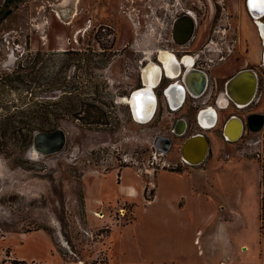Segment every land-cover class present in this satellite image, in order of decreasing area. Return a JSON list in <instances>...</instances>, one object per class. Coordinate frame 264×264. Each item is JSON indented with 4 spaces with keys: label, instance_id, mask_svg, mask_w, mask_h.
Here are the masks:
<instances>
[{
    "label": "rangeland",
    "instance_id": "1",
    "mask_svg": "<svg viewBox=\"0 0 264 264\" xmlns=\"http://www.w3.org/2000/svg\"><path fill=\"white\" fill-rule=\"evenodd\" d=\"M207 1L201 5L197 39L216 24L218 4ZM137 3L151 13L148 0L145 5L136 0H0V264H121L112 257L113 232L133 221L138 202L122 194L107 202L101 186L108 179L117 186L124 168L143 177L147 200L155 192L153 176L158 170L198 177L218 209L214 224L229 221L236 230L239 260L260 256L264 127L229 141L220 128L223 118L219 126L201 129L193 113L187 131L173 140L172 150L159 149L158 137L171 136L172 114L158 111L140 122L131 106L121 101L136 88L138 59L151 55L155 38L157 23L150 17L142 20L141 34L134 33L139 30ZM222 7L226 18L220 23L232 24L230 33L241 32L237 52L257 63L261 42L256 24L247 18L244 5ZM38 51L45 76L59 73L64 84L63 91L44 88L37 99L51 102L76 96L96 102L106 113L104 122L97 124L61 118L56 128L65 130L67 143L62 151L48 155L33 151L20 123L14 136L7 123L14 103L20 106L22 97L30 96L28 91L12 90L7 77L13 76L14 65ZM242 57L236 62L230 55L220 69L240 67L245 63ZM258 98L251 109L237 111L244 120L252 111L264 113V95ZM198 131L207 135L210 151L201 164L191 165L184 162L180 146L183 138ZM206 237L207 233L197 239L203 243Z\"/></svg>",
    "mask_w": 264,
    "mask_h": 264
},
{
    "label": "flooded vegetation",
    "instance_id": "2",
    "mask_svg": "<svg viewBox=\"0 0 264 264\" xmlns=\"http://www.w3.org/2000/svg\"><path fill=\"white\" fill-rule=\"evenodd\" d=\"M136 1H142L145 5V0ZM148 1L151 2L148 4L151 13L143 12L146 10L140 8V6H142L141 3H137L136 5L135 9L139 11L140 20L137 22L139 30L134 31V33L141 34L139 31L142 27H145V23H142V20L146 22V18L150 17L151 22L157 23L155 24V38L152 42L153 49L149 57L138 59L140 65H138L137 68L136 88L133 89L128 96L122 97L121 101L130 105L131 100L129 96L134 91L145 89L147 85H151L157 101L153 117L158 111L161 112L162 116L166 111L172 114V118H174L170 127L171 136L160 135L156 141V146L159 149L167 151L166 153L170 152L172 146L175 145L173 140L180 139V137L184 135L177 134V121L180 118H184L188 129V118L193 113L197 116V122L201 129L217 127L223 118L220 128L222 129L225 139H227L224 134L225 125L233 116H238L243 120V132L240 138L245 132L260 131L264 127V124L260 129H255V127L258 125L259 118H261L264 123V113L252 111L244 120L237 111L251 109L257 98L259 97L258 99H260V96L262 97L264 95V37L261 35L259 25L256 22V17L251 7V5L257 7L258 12L261 13L259 17L261 21L264 22V11H262L264 0H210L214 7L218 4L219 10L217 11L216 9L215 15L213 16L216 19V24L214 28H211L201 39H197L196 33L203 13L201 5L205 6L206 2H208L207 0ZM234 4L244 5L247 18L254 22L258 28L261 47L257 63L250 62L247 56L242 57L241 54L237 52L238 46L242 44L241 32L235 29L230 33L232 24H229V27H227L228 24L220 23L226 18L225 16L223 17V9L225 8L222 7V5ZM240 16L242 15L240 14ZM190 20L193 23V31L189 36V34L186 33V28ZM218 24L219 29H216ZM228 33H230L229 37ZM245 53H248V51ZM232 54H234V60L236 62L240 61L242 57L245 63L229 71L227 69H220V67L230 59V55ZM145 59H147L146 62H144ZM148 66L152 68L150 82L145 80V69ZM241 70H253L257 75V89L255 95L250 103L243 106H239L237 102L230 97L227 91L228 81ZM203 80L206 81V85L199 86V83L201 84ZM181 87L184 89L183 93L180 91ZM173 90L176 95L175 97L169 93ZM134 95H136V93H133L132 98ZM131 105L134 109L136 103L134 104L132 102ZM218 108H221L222 111H219ZM210 109H214L216 114L213 125H211L207 115ZM202 117L208 126H205V124L201 122ZM199 133L207 137L205 132L198 131L197 133L183 138L180 146L182 158L183 144L190 136ZM163 138L167 140L169 146L163 143L165 142L162 141ZM183 160L188 163L184 158Z\"/></svg>",
    "mask_w": 264,
    "mask_h": 264
},
{
    "label": "crops",
    "instance_id": "3",
    "mask_svg": "<svg viewBox=\"0 0 264 264\" xmlns=\"http://www.w3.org/2000/svg\"><path fill=\"white\" fill-rule=\"evenodd\" d=\"M153 177L156 185L150 200L144 195L143 177L128 168L121 171L117 186L109 179L102 181L101 192L107 202L121 194L138 202L133 221L113 232L111 252L115 261L121 264H264V239L258 258L239 260L237 240L233 236L236 230L229 221L214 224L218 209L205 193L202 180L165 169L158 170Z\"/></svg>",
    "mask_w": 264,
    "mask_h": 264
},
{
    "label": "trees",
    "instance_id": "4",
    "mask_svg": "<svg viewBox=\"0 0 264 264\" xmlns=\"http://www.w3.org/2000/svg\"><path fill=\"white\" fill-rule=\"evenodd\" d=\"M72 53H79V51H67ZM43 54L37 52L35 54L30 53L25 62L19 61L18 64L12 68V75L7 77L12 90L19 92H26V96L22 97L21 105L14 103L13 108L15 109L10 116V111L7 117V123L13 128L12 135L19 133L17 130L18 124L24 132V140L28 144L33 140V136L38 131H48L56 129V125L59 120L65 116H73L76 119L86 120L89 124L91 123H102L106 116L105 111L99 107L96 102L90 103L89 100H81L76 96H69L68 98L60 99L59 101L46 102L44 99H37V95L42 94L44 88L49 90H60L63 91L60 84L59 73L50 74L45 76L43 67L40 63H43ZM70 64H65L64 67L68 68ZM62 67V68H64ZM14 81L18 82L19 85H15ZM66 86V85H65ZM77 89V86H75ZM86 109L83 110V107ZM85 113H82L84 112ZM19 114V115H15ZM21 116V117H18ZM7 132V131H6ZM262 188V196L260 203V232L264 234V166L260 180ZM13 263H25L24 260L13 259Z\"/></svg>",
    "mask_w": 264,
    "mask_h": 264
},
{
    "label": "water",
    "instance_id": "5",
    "mask_svg": "<svg viewBox=\"0 0 264 264\" xmlns=\"http://www.w3.org/2000/svg\"><path fill=\"white\" fill-rule=\"evenodd\" d=\"M254 1V0H253ZM262 11H264V6ZM193 31V23L189 21V25L186 28V33L191 35ZM194 84V83H193ZM196 84V83H195ZM198 85V84H197ZM206 85V81L203 80L199 86ZM189 87V85H188ZM257 89V75L253 70H241L235 76H233L227 83V91L231 98L237 102L239 106L250 103L255 95ZM182 93L184 89L181 87ZM136 111L132 108L133 116L140 122L149 121L156 109V98L153 94L151 85H147L145 89L136 90ZM133 93L129 96L132 98ZM172 96H176L174 90L169 92ZM180 93V92H179ZM204 113V112H201ZM200 113V115H201ZM199 115V120H200ZM211 125L214 123L215 111L210 109L207 112ZM211 115V116H210ZM262 117L260 115H257ZM261 118L258 120V125L255 129H260L263 126ZM177 134H184L187 130V123L184 118H180L177 123ZM243 132V120L238 116L230 118L224 128V134L229 141H236L240 138ZM67 143V134L62 127H58L54 130L38 131L34 134L32 140V149L35 153L53 154L60 152L64 149ZM183 158L191 165L201 164L209 154V141L207 137L199 133L197 135L190 136L182 147Z\"/></svg>",
    "mask_w": 264,
    "mask_h": 264
},
{
    "label": "bare ground",
    "instance_id": "6",
    "mask_svg": "<svg viewBox=\"0 0 264 264\" xmlns=\"http://www.w3.org/2000/svg\"><path fill=\"white\" fill-rule=\"evenodd\" d=\"M251 7H252V9H253V11H254V15H255V17H256V22L258 23V25H259V28H260V32H261V35H263V37H264V22H262L261 21V19H260V17L259 16H261V13H259L258 12V9H257V7L255 6V5H251ZM177 65V64H176ZM168 66V65H167ZM151 75H152V68H151V66H148L146 69H145V80L147 81V82H150V79H151ZM134 98H136V95H134L133 96V99H130V100H132V102L135 104L137 101H136V99H134ZM136 105L134 106V110L136 111ZM203 124H205V126H208V125H206V123L204 122V120H203V117H202V121H201ZM102 216V215H101Z\"/></svg>",
    "mask_w": 264,
    "mask_h": 264
}]
</instances>
